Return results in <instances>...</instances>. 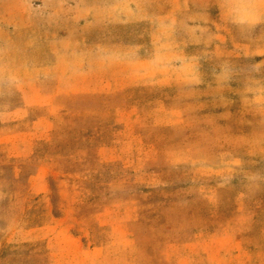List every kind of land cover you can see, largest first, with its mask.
Listing matches in <instances>:
<instances>
[{
  "label": "rangeland",
  "instance_id": "obj_1",
  "mask_svg": "<svg viewBox=\"0 0 264 264\" xmlns=\"http://www.w3.org/2000/svg\"><path fill=\"white\" fill-rule=\"evenodd\" d=\"M79 1L93 0H36L33 25L26 28L19 18L0 23V67L36 70L38 113L50 111L49 137L34 143L32 158L0 162V264H264V218L258 211L264 207V137L257 116L262 103L243 105L240 127L233 116L238 101L227 105L230 153L246 146L241 153L255 161L260 174L258 199L239 197L237 167L207 176V164L222 157V131L212 149H186L202 140L194 134L203 122L194 118V106L222 117L224 80L232 99L240 88L260 89L264 98V22L257 23L264 0L230 1L250 21L227 26L232 50L225 63L202 61L197 100L193 85L145 96L58 95L79 90V68H90L101 56L96 45L110 43L113 32L144 27L139 0H130L131 8L124 7L129 0H102L97 7ZM181 2L180 22L213 28L216 0ZM214 30L224 29L218 24ZM56 79L61 83L54 88ZM4 90L8 100L14 96V87ZM176 96L184 100L176 102ZM158 97L172 98L167 108L184 105L185 124L177 131L153 128L162 111L157 102H142ZM195 155L202 156L200 162L194 163ZM133 172L148 183L129 184ZM146 172L158 173L164 183ZM224 236L233 237V249H224L231 246L223 245Z\"/></svg>",
  "mask_w": 264,
  "mask_h": 264
},
{
  "label": "crops",
  "instance_id": "obj_2",
  "mask_svg": "<svg viewBox=\"0 0 264 264\" xmlns=\"http://www.w3.org/2000/svg\"><path fill=\"white\" fill-rule=\"evenodd\" d=\"M35 1L0 0V23L4 21L15 22L19 18L20 23H24L26 28H28V23L33 25L32 20L35 17L33 14L36 12L33 7L34 5L36 7L39 6ZM139 1L142 8L140 17L141 24L144 25L143 29L133 33L120 34L113 32L110 36V43L96 45L95 52H98L101 56L94 61L92 60L93 63L91 62L92 66L90 68L87 64L79 68V90H64L59 92L58 95L68 97L79 93L80 95L114 96L115 94H129L136 91L145 96L149 95L151 90L161 91L166 88L193 85L194 99L197 100L202 96L199 94L203 84L202 61L217 59L225 63L231 57L230 52L232 50L230 32L227 31V26L232 23L240 24L250 21L247 18L243 19L242 15H238L233 6H230V1L232 0H216L218 6L217 22L213 23V28L205 24L188 25L180 22L177 18L181 7H184L181 0ZM78 3L83 6L97 7L101 6L103 1H79ZM131 3L130 0L126 1L124 7L131 8ZM63 5H67V2L64 1ZM113 6H118V4ZM259 18L257 23L264 22V7L261 9ZM145 24L148 27L145 28ZM218 24H222V29H224L221 34L214 30V25H217L218 28ZM2 35H4V32L0 30V37ZM131 35L135 40H132ZM233 49L235 50L236 48ZM20 52L21 50L18 51V53ZM88 70L90 73L86 74ZM64 76L66 75L64 74ZM82 78H85L84 81ZM38 79V72L32 67L25 70L22 69L21 64L10 70L0 67V162H9L12 157L18 159L17 162L28 161L32 158L34 143L49 137L50 111H47L46 114L38 113L39 94L38 89H36L39 87ZM60 83V79L54 80V88L59 86ZM7 86L15 88L14 96L9 100L4 90V87ZM227 89L228 84L224 80L222 117L209 113L204 114L202 109L194 106V118L196 119L197 116L203 118V122H198L201 126L196 129L194 134L200 136L203 141L198 139L195 144L193 142L186 149L197 153H200L204 148L208 151L215 147L216 143L220 142V131H222V157L216 165L215 163L207 164V176L215 175L221 168L223 172H227V169L231 166L237 167L241 182L237 190L239 197L258 199L260 174L255 161L244 157V154L241 153L246 146H239V153L233 157L230 153L227 138L228 136L230 138V133L227 131V125L228 122L232 121V116L228 111L227 105L228 103L230 105L231 101H238L239 110L237 113L234 112L233 116L238 115V123L236 122L237 119H234V121L240 127L242 121L239 119H243V105L246 102L262 103V105L259 104L257 107V116L260 128H262L261 137L263 138L264 98L260 96L262 90H244V88H240L238 91L233 92L232 99L227 95V93H230ZM54 96L51 97V100ZM179 97H174V101L180 102V100H184L182 98L179 100ZM145 99L142 103L148 105L157 102L160 111H162L160 113L162 116L161 120L155 123L153 128L159 131H177L181 128V125L185 124L186 109L184 105L167 108L166 103L172 98ZM219 122H222L221 126ZM246 123L248 122L246 121ZM215 126L218 128H215ZM233 143H236V141ZM201 157V155H195L194 163L200 162ZM155 160L156 158L150 161L154 162ZM20 167L22 166L20 165ZM136 174V172H133L129 184L148 183L141 180ZM145 175L150 176L152 181L164 183L156 172H146ZM194 193H196V196L200 195L199 189L195 188ZM205 198V203L209 207L211 195L207 193ZM258 211L260 217L264 218L263 205L259 206ZM197 228L198 226L194 227V229ZM221 240L223 245L231 243V246H223L224 249L227 247L233 249L235 246L233 245L234 239L232 236H224Z\"/></svg>",
  "mask_w": 264,
  "mask_h": 264
}]
</instances>
